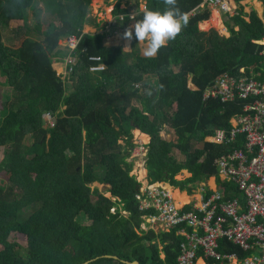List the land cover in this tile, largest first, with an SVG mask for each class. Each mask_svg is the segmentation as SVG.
Returning a JSON list of instances; mask_svg holds the SVG:
<instances>
[{"label":"trees","instance_id":"1","mask_svg":"<svg viewBox=\"0 0 264 264\" xmlns=\"http://www.w3.org/2000/svg\"><path fill=\"white\" fill-rule=\"evenodd\" d=\"M113 1L119 29L142 19L145 10H164L162 0ZM132 1H144L146 9L130 19ZM204 1L178 0L187 25L147 59L105 45V32H84L92 0H0V264H178L183 237L177 229L143 227L136 196L143 184L129 160L136 146L131 129L151 137L145 160L151 183L186 187L207 180L217 176L215 159L236 146L206 138L230 129L245 101H204V89L224 73L239 79L252 72L264 81L258 63L264 46L257 42L263 20L257 13L250 21L236 16L240 30L232 27L225 39L200 30L210 18L201 10ZM71 34H82L80 58L63 76L53 64ZM94 54L105 71H90ZM149 78L155 83H146ZM49 112L54 126L47 124ZM185 170L192 177L179 180ZM96 183L109 186L113 197Z\"/></svg>","mask_w":264,"mask_h":264},{"label":"built area","instance_id":"2","mask_svg":"<svg viewBox=\"0 0 264 264\" xmlns=\"http://www.w3.org/2000/svg\"><path fill=\"white\" fill-rule=\"evenodd\" d=\"M212 2L225 11L230 9L228 0ZM134 16L132 12L130 19ZM81 38L82 34H71L62 40L67 50L66 75L79 62ZM259 43L264 45V37ZM89 60L90 71L106 70L101 56L90 55ZM258 61L264 67V50ZM135 87L140 88V84ZM202 97L222 103L245 101L242 114L231 119L230 129H217L206 138L209 143L236 147L215 159L217 176L188 186L194 194L189 208H181L168 183L160 182L140 189L137 199L141 210L148 213L146 220L151 228L163 225L166 231L177 229L183 237L179 264H264V81L257 80L252 72L250 77L239 79L224 73L204 89ZM48 123L55 125L50 112ZM147 152L140 142L133 156L138 158ZM216 177L221 182L212 187L210 180ZM230 244L239 251H230Z\"/></svg>","mask_w":264,"mask_h":264},{"label":"crops","instance_id":"3","mask_svg":"<svg viewBox=\"0 0 264 264\" xmlns=\"http://www.w3.org/2000/svg\"><path fill=\"white\" fill-rule=\"evenodd\" d=\"M104 1L106 2V4L112 7L111 12L105 13V16L103 15L101 17L103 19H101L99 15H93L94 17L91 18L92 21L84 25V32H96V31L105 32L106 34L105 40H104L105 45L121 47L125 53L134 52L136 56L145 57L143 55L142 48L139 45L137 40L133 39L130 46L127 48V50H125L124 46L126 42L123 39H121V36H120V34H122L123 31H120V29L117 27L116 22H115V17L113 18L111 14L113 13L114 7L116 6V2H114L113 0H104ZM228 1H229V8H230L229 11L223 10L220 5L212 2V0L204 1V3L201 6V10L202 11L208 10L210 12V18L209 20H206L199 25V28L201 31H204V32L215 31L220 37L227 39L231 36L233 32L232 27L233 28L235 27L236 31L240 30L239 26H235L236 24L232 18L239 16V15H243L247 21H250L253 13H257L264 23V0H241V1L228 0ZM145 4L146 3L144 1H139V2L132 1V3H130V5H132L131 9H133L132 12L133 11L137 12L139 10H145L146 9ZM128 5L129 4L127 3V6ZM121 7L125 8L126 2H123ZM106 16H109V18H106ZM110 17H111V20H109L110 22L106 21L110 19ZM112 19H114V21ZM257 42L259 43L260 41H257ZM60 43L62 47L61 49H58V54H56L53 67L57 70L59 74H62L64 76L66 75L65 74V71H66L65 57L67 54V50L63 47L62 45L63 42L61 41ZM178 69L179 67H174L175 71H178ZM150 82L155 83V79L149 78L148 80H146V83H150ZM189 85L190 87L194 88L192 81L189 82ZM141 87H142V84H140V88H137V89L140 90ZM68 88L69 89L67 91H70L72 89L70 85ZM131 133L133 134V138L135 137L134 141L136 143L142 142L143 144L148 145L151 142V137L148 134L142 132L138 127H132ZM165 134H167L168 137L171 136L166 131H165ZM143 136H146L147 140H145ZM129 160H134V159L131 156ZM145 160L146 159L144 160L141 159V161L137 162L138 161L137 159L133 161V163H136L137 166L133 167L134 170L132 174L136 175L139 181L142 182V184L146 187L150 184V179H149V171L147 170ZM184 174L186 175V177L183 180H186L192 177L191 174L186 170L184 171ZM220 182L221 180L218 177L212 178L210 180V185L212 187H215L216 184ZM186 187H187V190H183L182 186L177 187V186L171 185L170 183L167 184V188L173 193L176 203L181 208H185V209L189 208L190 203L192 202L194 198V194L192 193V190L189 189L188 186ZM144 213L145 215L143 218L146 221L144 223V226H147L149 229L151 227L148 225L147 220H146L148 213L147 212H144ZM155 228L158 231L167 230V228L163 225H156ZM178 264H179V259H178Z\"/></svg>","mask_w":264,"mask_h":264},{"label":"clouds","instance_id":"4","mask_svg":"<svg viewBox=\"0 0 264 264\" xmlns=\"http://www.w3.org/2000/svg\"><path fill=\"white\" fill-rule=\"evenodd\" d=\"M162 3L164 5L163 11L145 10L142 19L137 20L120 34L121 39L126 42L125 50L135 38L142 48L143 55L147 59H153L162 47L167 46L181 33L182 28L188 23L187 14L179 8L178 0H162ZM150 184L155 183L150 182ZM115 211L116 209H113V212Z\"/></svg>","mask_w":264,"mask_h":264},{"label":"rangeland","instance_id":"5","mask_svg":"<svg viewBox=\"0 0 264 264\" xmlns=\"http://www.w3.org/2000/svg\"><path fill=\"white\" fill-rule=\"evenodd\" d=\"M41 7V6H40ZM111 9H112V7L111 6H109L108 4H106V2L104 1V0H92V4H91V18L92 17H94L93 15H99L100 16V18L104 15L105 16V13H110L111 12ZM105 10V11H104ZM112 14V17L114 18V14L113 13H111ZM42 18H43V16H42ZM106 18H109V16H106ZM101 19H103V18H101ZM109 20H111V17H110V19H108V20H106V21H109ZM113 21H114V19H112ZM113 21H111V22H113ZM110 22V21H109ZM20 23V22H19ZM16 25L14 24V23H12V27H15ZM30 37H32V38H34L35 39V37H34V35L32 34V33H30V34H28ZM37 39H39V37H37ZM25 40V38H23L21 41H24ZM21 41L19 40L18 42H17V44H16V46L17 47H20L21 46ZM66 83V87H67V90L69 89L68 87H69V84H67V82H65ZM3 87H5L4 85H3ZM6 88V87H5ZM0 108H1V99H0ZM98 117H99V119H103L104 120V118H105V116L104 115H102V114H98ZM171 136L170 137H168V135L167 134H165V131H162V135H164V136H166L168 139H172L173 137H174V134L173 133H169ZM134 140H135V137H134ZM134 143L136 144V148H137V146H138V144L140 143V142H135L134 141ZM199 146H201V145H199ZM146 148H147V151H148V147L146 146ZM4 151H5V149L3 148V147H0V162H2L3 161V159L5 158V154H4ZM146 155H147V153H146ZM145 155V156H146ZM176 155H178V154H176ZM145 156H141V157H138V158H135V157H133V154H132V157H133V159L134 160H137L138 159V161L137 162H139V161H141V159H146V157ZM179 156V155H178ZM179 158L180 159H183V157L182 156H179ZM136 163H134V166H137V164L135 165ZM133 166V167H134ZM2 176H3V174H2ZM185 177H186V175L184 174V171L178 176V178L180 179V180H183V179H185ZM0 179H1V176H0ZM179 187V186H178ZM94 188H99L102 192H104V193H106V195L107 196H109V197H111V192L109 193V186H105V185H102V184H100V183H96V184H94ZM182 189L183 190H187V187H183L182 186ZM190 189V188H189ZM186 198V197H185ZM15 239H16V241H18L22 246H24V247H26V246H28V238L25 236V235H23V234H17L16 235V237H15Z\"/></svg>","mask_w":264,"mask_h":264},{"label":"water","instance_id":"6","mask_svg":"<svg viewBox=\"0 0 264 264\" xmlns=\"http://www.w3.org/2000/svg\"><path fill=\"white\" fill-rule=\"evenodd\" d=\"M111 196H113V195L111 194ZM133 264H140V262H134Z\"/></svg>","mask_w":264,"mask_h":264},{"label":"bare ground","instance_id":"7","mask_svg":"<svg viewBox=\"0 0 264 264\" xmlns=\"http://www.w3.org/2000/svg\"><path fill=\"white\" fill-rule=\"evenodd\" d=\"M139 134V133H138ZM143 138L145 139V140H147V137L146 136H143Z\"/></svg>","mask_w":264,"mask_h":264}]
</instances>
